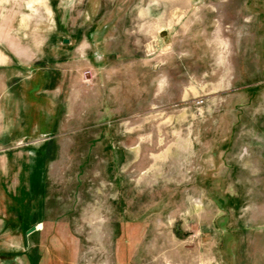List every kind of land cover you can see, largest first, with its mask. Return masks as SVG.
<instances>
[{"label": "rangeland", "instance_id": "obj_1", "mask_svg": "<svg viewBox=\"0 0 264 264\" xmlns=\"http://www.w3.org/2000/svg\"><path fill=\"white\" fill-rule=\"evenodd\" d=\"M0 47V264H264V0H0Z\"/></svg>", "mask_w": 264, "mask_h": 264}, {"label": "crops", "instance_id": "obj_2", "mask_svg": "<svg viewBox=\"0 0 264 264\" xmlns=\"http://www.w3.org/2000/svg\"><path fill=\"white\" fill-rule=\"evenodd\" d=\"M17 46L16 45H13V46H10V50H17ZM2 52H3V49L0 47V98H2V92H3V87H2V77H3V70H4V73H5V77H6V88H7V84L9 83V85L11 86L12 83L14 82V85L16 86L17 84V81H18V66L17 64L13 63V62H2ZM12 61V60H11ZM7 70H9L7 72ZM7 74L9 75L7 77ZM17 229H20L19 228H16L15 232L14 233H18Z\"/></svg>", "mask_w": 264, "mask_h": 264}, {"label": "water", "instance_id": "obj_3", "mask_svg": "<svg viewBox=\"0 0 264 264\" xmlns=\"http://www.w3.org/2000/svg\"><path fill=\"white\" fill-rule=\"evenodd\" d=\"M36 229H37L36 226H32V227L28 230V233H32V232H34Z\"/></svg>", "mask_w": 264, "mask_h": 264}]
</instances>
